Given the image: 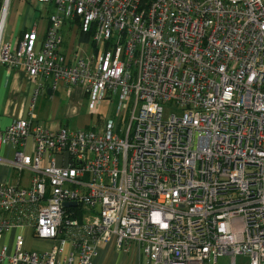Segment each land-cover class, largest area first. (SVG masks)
Here are the masks:
<instances>
[{
  "label": "built area",
  "instance_id": "1",
  "mask_svg": "<svg viewBox=\"0 0 264 264\" xmlns=\"http://www.w3.org/2000/svg\"><path fill=\"white\" fill-rule=\"evenodd\" d=\"M29 1L44 34L33 23L13 43L0 3V66L33 86L26 117L0 129L16 177L0 181V240L30 227L51 246L17 235L0 263L91 264L113 241L147 264H264V0ZM65 25L88 40L64 52ZM72 87L92 114L115 100L116 121L34 120L46 89Z\"/></svg>",
  "mask_w": 264,
  "mask_h": 264
},
{
  "label": "crops",
  "instance_id": "2",
  "mask_svg": "<svg viewBox=\"0 0 264 264\" xmlns=\"http://www.w3.org/2000/svg\"><path fill=\"white\" fill-rule=\"evenodd\" d=\"M14 11L18 13V16L13 21ZM7 21L8 23L4 31V41L8 43H13L18 39L33 23H36L38 26L39 38L44 34V28L46 27V20L38 19L34 6L29 0H11ZM41 22H44V25L40 28L39 24ZM65 30L70 33V37L72 34L75 37L72 46L79 41L78 33L73 30L71 25H65L62 29L64 52L69 51L72 47L69 48V42L72 39L64 40L63 31ZM32 88L33 86L23 70H11L5 66H0V129L7 127L16 118L26 117ZM80 91L79 87H72L68 91L66 88H61L58 92L46 89L45 93L37 100L33 115L34 120L45 128L58 129L61 127L57 122L61 111V101H57L59 99L57 96L63 93L67 95L68 92L69 99L71 100V97H75ZM7 152H9L7 148L6 150L2 149L1 154ZM0 181L13 184L16 182V178L6 167L0 166ZM27 185L28 182L23 186ZM17 235L23 237V249L25 251H45L51 246L48 242L34 239L32 228L16 227L6 231L0 240V246L5 247L8 254L13 252L14 241ZM129 254H132L131 257L133 259H129ZM137 259H139V256L134 249L123 253L115 247L113 241H110L97 247V255L91 261V264H137ZM0 264L9 263L2 262Z\"/></svg>",
  "mask_w": 264,
  "mask_h": 264
},
{
  "label": "rangeland",
  "instance_id": "3",
  "mask_svg": "<svg viewBox=\"0 0 264 264\" xmlns=\"http://www.w3.org/2000/svg\"><path fill=\"white\" fill-rule=\"evenodd\" d=\"M1 3V0H0ZM15 14L12 17V20H16V16H18V13L14 11ZM8 19V17H7ZM8 21H6L7 25ZM44 25V22H41L39 24L40 28ZM6 27V26H5ZM64 34V40L66 39H72L69 42V48L72 46V44L75 41V37L72 34L70 37V33L65 30L63 31ZM72 48V47H71ZM57 97L59 99L57 101H61V111L59 114V118L57 119L58 124H60L61 127L67 128V129H87V128H100V124L106 120L110 119L112 121H116V115H115V100H111V102L104 101L101 106L98 109V112L95 114H92L91 111V101L84 95L83 91L81 90L78 95L75 97H71V100L69 99V95L67 96L66 93L60 94ZM56 101V102H57ZM168 108V107H167ZM165 116L167 114H171L170 110H165ZM16 178V177H15ZM28 182V175L23 174L22 175V185H26ZM129 259H133L131 256L132 254H129ZM137 264H147L146 259L143 257H139L137 259ZM236 264H248V259L245 257H238L236 259Z\"/></svg>",
  "mask_w": 264,
  "mask_h": 264
},
{
  "label": "trees",
  "instance_id": "4",
  "mask_svg": "<svg viewBox=\"0 0 264 264\" xmlns=\"http://www.w3.org/2000/svg\"><path fill=\"white\" fill-rule=\"evenodd\" d=\"M79 40H80V42H85L88 40V36L87 35H80Z\"/></svg>",
  "mask_w": 264,
  "mask_h": 264
},
{
  "label": "water",
  "instance_id": "5",
  "mask_svg": "<svg viewBox=\"0 0 264 264\" xmlns=\"http://www.w3.org/2000/svg\"><path fill=\"white\" fill-rule=\"evenodd\" d=\"M72 206H75V204H71ZM69 206L68 204H64V207Z\"/></svg>",
  "mask_w": 264,
  "mask_h": 264
}]
</instances>
